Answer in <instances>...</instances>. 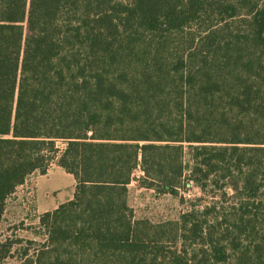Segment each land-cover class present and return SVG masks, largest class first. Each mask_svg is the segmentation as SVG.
Segmentation results:
<instances>
[{
    "label": "trees",
    "instance_id": "obj_1",
    "mask_svg": "<svg viewBox=\"0 0 264 264\" xmlns=\"http://www.w3.org/2000/svg\"><path fill=\"white\" fill-rule=\"evenodd\" d=\"M52 164L75 192L23 264H264V0H0V221ZM137 170L208 202L137 218Z\"/></svg>",
    "mask_w": 264,
    "mask_h": 264
},
{
    "label": "rangeland",
    "instance_id": "obj_2",
    "mask_svg": "<svg viewBox=\"0 0 264 264\" xmlns=\"http://www.w3.org/2000/svg\"><path fill=\"white\" fill-rule=\"evenodd\" d=\"M57 148L62 151L64 144L57 143ZM140 176L141 173L137 170L128 186L129 205L134 210L137 218H147L153 222L173 220L189 208L193 206L200 208L208 202V197L204 196L191 183H188L184 189L179 191L182 201L180 198L171 195L155 196L152 191L139 186L138 178ZM25 215L26 211L23 209L18 210V212L13 211L9 202L7 212L0 221V238L21 242L13 245L12 257L7 260L8 264H23V250L29 248L28 254L32 257L34 249L46 239V233L39 226V223H36L33 219H29L27 222L22 220L27 218ZM30 241L34 242V245L29 246L27 242Z\"/></svg>",
    "mask_w": 264,
    "mask_h": 264
},
{
    "label": "crops",
    "instance_id": "obj_3",
    "mask_svg": "<svg viewBox=\"0 0 264 264\" xmlns=\"http://www.w3.org/2000/svg\"><path fill=\"white\" fill-rule=\"evenodd\" d=\"M75 192V180L72 175L66 173L61 167L52 164L45 175L34 173L20 185L13 195L7 200V206H12V210L18 212L26 211L27 222L33 219L39 223V217L47 212H52L60 205L70 201ZM17 215V214H16ZM33 217V218H32Z\"/></svg>",
    "mask_w": 264,
    "mask_h": 264
}]
</instances>
